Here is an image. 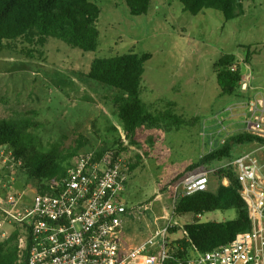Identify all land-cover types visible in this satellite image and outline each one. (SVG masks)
I'll use <instances>...</instances> for the list:
<instances>
[{
	"label": "rangeland",
	"instance_id": "374dc122",
	"mask_svg": "<svg viewBox=\"0 0 264 264\" xmlns=\"http://www.w3.org/2000/svg\"><path fill=\"white\" fill-rule=\"evenodd\" d=\"M96 4L100 11L96 22L99 36L94 51L70 47L56 38H48L43 47L23 38L3 42L0 119L14 112L36 110V120L43 124L38 131L43 151L63 153L79 139L86 142L78 154L110 148L116 137L118 144L124 134L113 101L123 94L89 79L86 74L90 63L95 58L129 51L150 53L143 66L140 97L152 112L171 104L170 109L184 123L170 131L163 125L143 126L133 141L126 137L124 153L136 166L130 172L123 200L135 208V214L127 218L123 240L126 245L137 246L166 223H172L179 228L167 234L173 242L182 237L181 227L195 217L173 213L174 178L201 156L222 146L216 140L217 126L211 118L222 115L233 103H243L254 95L264 97V0H243V15L231 20L213 9L197 14L183 11L178 0H151L148 12L139 16L131 15L123 0H98ZM248 52L251 56L246 63ZM225 53L233 54L242 70L239 96L220 94L214 63ZM236 113L239 115V109ZM229 127L225 138L238 133V127ZM258 146L257 142L238 145L233 152ZM259 155L264 160V149ZM224 161L216 160L211 167H220ZM38 184L19 179L13 187L23 194L22 201L30 202L34 195L30 189L36 190ZM217 186L210 175V190ZM235 217L233 209L216 210L203 214L198 221Z\"/></svg>",
	"mask_w": 264,
	"mask_h": 264
},
{
	"label": "built area",
	"instance_id": "2783aa9c",
	"mask_svg": "<svg viewBox=\"0 0 264 264\" xmlns=\"http://www.w3.org/2000/svg\"><path fill=\"white\" fill-rule=\"evenodd\" d=\"M224 115L239 117L238 133L264 139L263 96H251L225 107L222 115H213L220 145L229 130ZM124 134L118 144L126 147ZM258 144L226 159L220 167L199 169L174 182L173 207L179 198L206 191L216 169L230 168L250 221L249 231L232 241L202 253L190 252L183 259L176 257L167 237L172 223L137 246L124 242V226L135 208L123 200L130 159L124 152L116 153L117 146L99 157L95 152L71 157L64 176L53 182L55 193L30 189L34 193L30 202L22 201L23 194L13 187L19 181L21 159L0 146V240L16 233L19 261L25 264H264V160L259 155L264 143Z\"/></svg>",
	"mask_w": 264,
	"mask_h": 264
},
{
	"label": "trees",
	"instance_id": "16d2710c",
	"mask_svg": "<svg viewBox=\"0 0 264 264\" xmlns=\"http://www.w3.org/2000/svg\"><path fill=\"white\" fill-rule=\"evenodd\" d=\"M98 0H0V47L4 41L23 38L34 46L43 47L48 38H56L70 47L82 51H94L98 45L99 32L96 22L99 15ZM129 13L134 16L145 15L151 0H123ZM183 11L197 14L205 9L221 12L225 20L242 16L243 0H178ZM251 53L248 52L245 62L248 63ZM151 57L150 53L129 51L121 55L95 58L91 61L86 76L96 82L113 87L122 92V96L113 99L116 116L121 129L133 141L135 133L143 126L156 127L163 125L165 131L177 130L184 120L173 113L171 104L163 110L152 112L140 97V82L144 71V62ZM235 67V69H232ZM217 84L221 95L236 94L240 88L242 70L233 54H222L214 63ZM37 111L29 109L14 112L7 118L0 119V146L12 150L21 159L19 179L38 182L36 191L54 192V181L65 174V163L77 156L78 149L83 146L81 139L75 146L63 153L54 150L43 151L38 131L43 124L36 120ZM116 130V128L111 127ZM119 138V136H117ZM95 150L96 157L115 148L116 153L127 150L121 143ZM251 142L264 143V139L247 133H237L226 138L224 144L199 158L197 163L188 166L174 178L178 181L185 175L201 168H210L212 162L232 158L233 148ZM130 162V172L135 169ZM218 186L215 190L184 196L175 201L173 213L183 215H203L216 210L236 212V217L227 221L200 222L193 219L181 227L183 235L171 243L176 257L183 259L190 252L202 253L217 246L226 244L238 235L250 229L248 211L239 194V183L230 168L216 169L212 174ZM226 179L227 185L222 181ZM177 226L169 229L176 232ZM25 255V254H24ZM23 255V257H24ZM17 236L13 233L9 238L0 240V264H25L19 261Z\"/></svg>",
	"mask_w": 264,
	"mask_h": 264
},
{
	"label": "crops",
	"instance_id": "0c3cea01",
	"mask_svg": "<svg viewBox=\"0 0 264 264\" xmlns=\"http://www.w3.org/2000/svg\"><path fill=\"white\" fill-rule=\"evenodd\" d=\"M219 114V113H218ZM229 119H231V118H229V117H227L226 115H225V120H227V121H225V123L227 124V126L229 127V126H235V128L236 127H239V117H235V119H232V120H229ZM229 120V121H228ZM212 126V125H211ZM230 128V127H229ZM217 141H218V139H216ZM239 151H242V150H239ZM237 153H239V152H234V154H237ZM209 180H210V178H209ZM208 187H209V183H208ZM195 216V215H194ZM202 215H196L194 218H197V219H199L200 217H201ZM130 245V244H129ZM130 246H132V245H130Z\"/></svg>",
	"mask_w": 264,
	"mask_h": 264
}]
</instances>
